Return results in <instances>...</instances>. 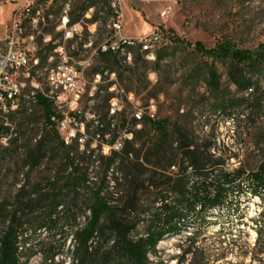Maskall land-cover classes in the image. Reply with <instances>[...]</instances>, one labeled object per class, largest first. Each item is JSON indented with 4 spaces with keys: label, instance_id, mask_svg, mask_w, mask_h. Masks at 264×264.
<instances>
[{
    "label": "rangeland",
    "instance_id": "374dc122",
    "mask_svg": "<svg viewBox=\"0 0 264 264\" xmlns=\"http://www.w3.org/2000/svg\"><path fill=\"white\" fill-rule=\"evenodd\" d=\"M65 1L60 0L54 6L53 17L61 13V3ZM173 1L172 13L163 18L161 12L169 5L167 1L121 0L124 35L136 36L163 26L157 60L139 62L134 74L130 70L132 65L100 56L89 77L98 71H114L118 87L126 93L133 92L142 105L151 99L156 101L157 117L169 120L174 137V125H177L188 134L193 148L222 157L226 168L255 171L264 160V70L255 73L230 61H217L213 75L208 67L212 60L197 57L192 47L175 42L173 35L181 41H201L207 48L228 37L240 49L255 50L264 43V0ZM19 2L0 3V30L2 19ZM91 5L100 21L96 35L99 42L110 33L108 0H75L71 3V16L81 19ZM56 28L58 22H51V30ZM3 40L0 39V46ZM82 48V43L67 44L68 53L76 57ZM51 53L52 49L40 51L41 62H47ZM110 97L107 84H101L93 96L84 97L80 107L84 133L77 132L83 141L69 142L75 169L70 178V170L65 169L59 155L49 151L52 146L46 148L44 157L35 161L36 165L26 163V154L35 149L46 132L38 107L31 112L22 111L27 114L26 119L31 117L32 123L25 122L20 114L10 115L5 123L0 120V127L11 126L8 131L0 129V205L2 202L11 210L21 186H26L27 191L39 187L51 198L60 193L63 201L56 210L61 219L50 227L28 232L29 257L23 258L24 264H69L72 230L83 225L91 199L90 188L81 184L85 175L90 187H102L115 210L128 213V219L138 222V232H143L144 220L151 218L158 207L155 201L164 188L162 183L178 171V164L155 170L146 163L144 140L153 132L143 123L140 128H132L134 106L125 96L124 111L114 118L115 127H109ZM124 121L128 125L122 126ZM126 127L137 139L132 147L130 168L121 167L123 171L114 175L110 170L105 176L110 162L106 141L123 135ZM10 138L17 139L14 145L8 144ZM116 159L120 161L121 156ZM54 178L61 181L57 186L65 185L63 192L49 189ZM132 200L134 203L128 204ZM41 211L35 209V215ZM262 214L264 200L247 191L221 210L207 213L205 222L197 215L187 217L186 228L162 240L149 258L153 264H264V252L257 253V226L253 221L260 220Z\"/></svg>",
    "mask_w": 264,
    "mask_h": 264
},
{
    "label": "trees",
    "instance_id": "16d2710c",
    "mask_svg": "<svg viewBox=\"0 0 264 264\" xmlns=\"http://www.w3.org/2000/svg\"><path fill=\"white\" fill-rule=\"evenodd\" d=\"M97 18L95 14L92 21ZM158 27L163 30L162 25ZM173 40L192 47V52L197 57L211 59L212 63L208 67L213 75L216 72L215 62L217 61H230L236 66L245 67L255 73L264 70V43L255 50H250L238 48L228 37L217 40L210 48H207L201 41L194 43L181 41L175 35H173ZM101 56L114 57L119 63L115 55L103 54ZM160 59L161 54L158 55V60ZM144 61L147 60L140 54H136L130 68L132 73L135 74L136 65ZM36 107L42 113L46 132L38 141L35 149L26 154V163L29 162V166L36 165L35 161L44 157L47 153L46 148L52 146L49 151L59 155L60 160L65 164V169L70 170V178L75 170L72 162L74 159L73 156L71 157L73 147L66 143L57 131L56 123L52 120L55 115L53 104L39 96ZM22 111L29 112L22 109L16 114L25 118L27 114ZM2 122L5 123V119H2ZM25 122L32 123L33 120L29 116ZM126 123L124 121L122 126ZM142 123L153 132L144 140L146 163L155 170H165V168L178 164V171L174 177H168L162 183L164 190L161 189L160 196L155 201L158 207L155 208L151 218L144 220L143 232H138V222L128 219V213L124 211L119 213L115 210L102 187L92 188L88 184L87 175L82 177L81 184L90 188L91 199L87 207L88 215L83 225L72 230L73 245L69 253V264H153L149 254L155 252L158 244L166 237L181 233L186 228L187 217L190 215H197L201 221L205 222L207 213L216 209L221 210L230 201L247 191L264 200V160L255 171L247 172L242 168L228 169L222 157H215L212 153L193 148V142L188 134L177 125H174V137L170 130L169 120L158 117L144 118ZM110 126L115 127L112 123L109 124ZM135 126L136 122L132 121V128ZM10 127L2 125L0 129L8 131ZM129 131L132 133V138L124 140L120 151H111L105 176L109 175L110 170L114 175L119 170L123 171L122 168L126 170L130 168V156H133L132 147L137 139L133 131ZM16 140V138H10L8 144L14 145ZM115 140L106 142L113 144ZM119 156L121 159L117 161L116 157ZM126 177L127 172L125 179ZM60 182L59 179H52L49 182V189L63 192L65 185L57 186ZM155 186L159 187L156 184ZM26 188V186L20 187L11 210H8L1 202L0 264H24L23 258L29 257L26 246L30 229L50 227L57 222L58 218H62L56 213L59 206L63 204L60 200L62 198L60 193L54 194L51 198L39 187L28 191ZM134 201L128 204H133ZM37 208H41L42 211L35 215ZM253 221L257 226L256 243L259 246L257 253H262L264 252V225H262L264 214L261 215L260 220L254 219Z\"/></svg>",
    "mask_w": 264,
    "mask_h": 264
},
{
    "label": "built area",
    "instance_id": "2783aa9c",
    "mask_svg": "<svg viewBox=\"0 0 264 264\" xmlns=\"http://www.w3.org/2000/svg\"><path fill=\"white\" fill-rule=\"evenodd\" d=\"M32 1H39V9H32ZM56 1L20 0L12 11L3 46H0V120L22 108H29L31 112L42 96L53 104L55 115L52 120L64 141H83L77 133H84L80 107L84 97L93 96L101 84H107L111 94L108 113L112 126L115 125L114 118L124 111V96L134 106L131 116L137 128L144 118H157L156 101L151 99L147 105H142L133 92L126 93L118 87L114 71H98L92 77L89 73L95 60L103 54L117 57V53H124V60L119 62L129 65L133 64L136 54L149 62L155 61L157 48L163 41V31L156 26L151 32L136 37L124 35L121 0H108L107 22H111V31L97 42L100 21H92L94 6H89L81 19L76 20L71 16V3L75 0H70L63 13L50 17L51 4ZM139 1H167L169 5L161 12L163 18L172 13L175 3L173 0ZM51 22H58V30H51ZM78 43H82V51L77 57L70 55L67 44ZM143 45H152V52H143ZM44 49H52V59L41 62V68H34L39 51ZM127 138H132V133L126 127L113 144H105L106 151L109 154L112 150L120 151Z\"/></svg>",
    "mask_w": 264,
    "mask_h": 264
},
{
    "label": "bare ground",
    "instance_id": "6f19581e",
    "mask_svg": "<svg viewBox=\"0 0 264 264\" xmlns=\"http://www.w3.org/2000/svg\"><path fill=\"white\" fill-rule=\"evenodd\" d=\"M59 2H60V0H57L55 3H52L51 4V10ZM69 2H70V0H66L65 2L61 3V13H63L64 10H66V8L69 5ZM32 9H39V1H32ZM71 10H72V7H71ZM50 17H53V13H51V12H50ZM107 27H108L109 31H111V22H109L107 24ZM56 30H57V28H56ZM143 52H152V45H143ZM49 56L50 57L48 58V60H51L52 59V53ZM117 56L120 57L122 60H124V53H117ZM34 68H41V59L39 57V54H38V61H34ZM22 109L29 111V108H22Z\"/></svg>",
    "mask_w": 264,
    "mask_h": 264
},
{
    "label": "crops",
    "instance_id": "0c3cea01",
    "mask_svg": "<svg viewBox=\"0 0 264 264\" xmlns=\"http://www.w3.org/2000/svg\"><path fill=\"white\" fill-rule=\"evenodd\" d=\"M11 14H12V12L10 13V15L8 17H6L5 19H2V21H1L2 29L0 30V35H1L0 39H4V35L6 34V29H7L8 23L10 21ZM142 34H146V33L143 32V33H140L139 35H142ZM139 35H136V36H139ZM136 36H129V37H136Z\"/></svg>",
    "mask_w": 264,
    "mask_h": 264
}]
</instances>
